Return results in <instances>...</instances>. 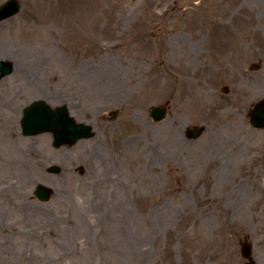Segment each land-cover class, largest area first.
Listing matches in <instances>:
<instances>
[{
    "label": "rangeland",
    "instance_id": "obj_1",
    "mask_svg": "<svg viewBox=\"0 0 264 264\" xmlns=\"http://www.w3.org/2000/svg\"><path fill=\"white\" fill-rule=\"evenodd\" d=\"M19 2L0 22L15 68L0 81V264H244V241L264 264V130L247 122L264 99V0ZM35 99L94 137L22 136L13 118ZM13 125L23 173L2 146Z\"/></svg>",
    "mask_w": 264,
    "mask_h": 264
},
{
    "label": "water",
    "instance_id": "obj_2",
    "mask_svg": "<svg viewBox=\"0 0 264 264\" xmlns=\"http://www.w3.org/2000/svg\"><path fill=\"white\" fill-rule=\"evenodd\" d=\"M19 11L17 0H9L0 7V21L7 19ZM12 72L11 64L0 61L1 77ZM51 109L42 103L35 102L30 105L25 112L22 127L26 136H34L44 132H52L54 135V147L59 148L63 145H74L78 140L89 139L93 133L89 126L76 124L73 118L69 116L66 107H60L56 110ZM166 117V107H154L151 110V118L155 123L162 121ZM249 121L254 128H264V102H260L250 112ZM203 128H190L186 131L188 138L197 139L203 132ZM48 172L58 173V167L49 168ZM34 195L41 201L47 202L51 197V191L38 186ZM241 256L247 260L245 264H254L251 259V246L246 243L241 244Z\"/></svg>",
    "mask_w": 264,
    "mask_h": 264
},
{
    "label": "bare ground",
    "instance_id": "obj_3",
    "mask_svg": "<svg viewBox=\"0 0 264 264\" xmlns=\"http://www.w3.org/2000/svg\"><path fill=\"white\" fill-rule=\"evenodd\" d=\"M13 120L17 121L18 116L13 118ZM14 128H15V131L9 133V134H11L10 139L7 140L5 145H2V146H4V148L6 146H8L7 161H8V163H10L9 164L10 168L13 170L15 168H17L18 173H20L25 168V165H24L25 164V159H24L25 154H23L24 150L22 149V146H20V144H19L21 142L20 137H19V139H17L18 137H17V135H15L16 132L18 131V126L15 125ZM15 161H16V163H15ZM21 173H23V172H21Z\"/></svg>",
    "mask_w": 264,
    "mask_h": 264
}]
</instances>
